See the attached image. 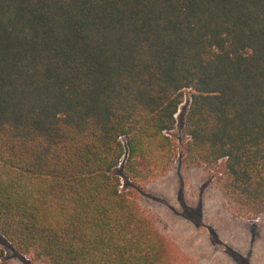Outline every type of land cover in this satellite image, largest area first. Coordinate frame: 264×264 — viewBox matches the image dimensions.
<instances>
[{"label": "trees", "instance_id": "1", "mask_svg": "<svg viewBox=\"0 0 264 264\" xmlns=\"http://www.w3.org/2000/svg\"><path fill=\"white\" fill-rule=\"evenodd\" d=\"M179 147L220 163L233 215L264 214V0H0V233L18 252L171 264L117 168L143 189Z\"/></svg>", "mask_w": 264, "mask_h": 264}, {"label": "rangeland", "instance_id": "2", "mask_svg": "<svg viewBox=\"0 0 264 264\" xmlns=\"http://www.w3.org/2000/svg\"><path fill=\"white\" fill-rule=\"evenodd\" d=\"M188 98L187 92L177 115L173 131L177 142L184 139ZM125 158L117 168L120 187L134 192L156 219L166 237L171 264H264V214L254 220L232 216L216 183L220 163L215 167L182 164L179 147L166 176L136 189L123 173ZM0 247L10 264H45L32 254L18 252L1 233Z\"/></svg>", "mask_w": 264, "mask_h": 264}, {"label": "crops", "instance_id": "3", "mask_svg": "<svg viewBox=\"0 0 264 264\" xmlns=\"http://www.w3.org/2000/svg\"><path fill=\"white\" fill-rule=\"evenodd\" d=\"M173 189H174V188H173ZM173 189H172V190H173ZM172 190H171V192H170L171 194H172ZM232 216L235 217V218L238 217V216H235V215H233V214H232ZM239 218H240V217H239ZM241 218H243V217H241Z\"/></svg>", "mask_w": 264, "mask_h": 264}, {"label": "built area", "instance_id": "4", "mask_svg": "<svg viewBox=\"0 0 264 264\" xmlns=\"http://www.w3.org/2000/svg\"><path fill=\"white\" fill-rule=\"evenodd\" d=\"M178 113H179V110H178V112H177V115H178Z\"/></svg>", "mask_w": 264, "mask_h": 264}]
</instances>
